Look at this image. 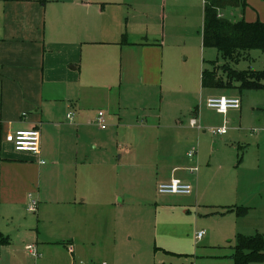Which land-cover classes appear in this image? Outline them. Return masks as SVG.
I'll list each match as a JSON object with an SVG mask.
<instances>
[{
    "label": "rangeland",
    "instance_id": "1",
    "mask_svg": "<svg viewBox=\"0 0 264 264\" xmlns=\"http://www.w3.org/2000/svg\"><path fill=\"white\" fill-rule=\"evenodd\" d=\"M191 11L177 9L173 25L181 27L192 19L193 26L201 21L203 26L204 6L202 11ZM196 31L190 38H169L175 47L171 48L174 63L184 72L176 70L172 80V65L165 60L163 87L136 83L131 93L126 94L125 89L113 95L115 107L111 109L115 111L107 110L98 100L96 112L106 111L114 117L107 119L108 130L95 123L97 115H90L73 135L81 159L93 164L85 167L88 174L95 173V163L116 165L113 202L117 205L109 208L105 221L108 234L100 238L97 263L234 264L231 256L238 236L264 237V89L241 91L238 85L203 89L204 69L211 68L213 62L222 67L226 61L217 49L203 47L201 24ZM230 65L238 71H264V53L249 51L238 64ZM181 73L184 79L179 77ZM222 97L239 99L241 109L230 110L226 116V135L213 136L204 131L222 126L224 117L210 109L207 101ZM119 101L123 103L121 109ZM193 118L204 131L190 127ZM179 122L182 128H178ZM3 144L0 166L2 155L10 152ZM193 147L198 153L190 158L188 152ZM1 174L0 168V197L4 187ZM175 180L191 186V193L160 191ZM79 185L74 184L78 192ZM85 207H73L76 211L72 212L81 217L84 227L90 222L94 225L89 206ZM240 208H250L248 215L240 218ZM33 217L37 218L26 205L12 209L0 201V224L10 240L0 249V264H49L46 252L36 261L26 251L41 236L37 232H42V237L51 234L48 223H40L43 231H36L37 219ZM201 231L206 235L197 242L195 236ZM77 261L91 264L81 257Z\"/></svg>",
    "mask_w": 264,
    "mask_h": 264
},
{
    "label": "crops",
    "instance_id": "2",
    "mask_svg": "<svg viewBox=\"0 0 264 264\" xmlns=\"http://www.w3.org/2000/svg\"><path fill=\"white\" fill-rule=\"evenodd\" d=\"M205 2L0 0V152L3 143L10 150L2 155L4 187L0 201L12 209L27 207L31 193L39 201L37 218L33 217L37 219L35 230L43 231L40 223H48L51 234L42 237V232H37L41 236L33 245L41 257L36 261L46 252L49 264H79L80 257L91 264H107L97 263L95 258L102 248L100 238L108 234L105 221L109 208L117 205L113 202L116 165L95 163V173L88 174L85 167L93 164L81 159L73 135L86 118L102 111L96 112L98 100L107 110L115 111L111 109L115 107L114 94H122L125 89L126 94L131 93L136 83L163 87L165 60L172 65V80L173 72H184L174 63L171 48L175 47L169 44V38H190L198 33L200 24L203 37V26L202 21L193 26L191 19L176 27L175 11H202ZM245 2L243 13L231 9L224 16L233 22L243 17L249 23H264V1ZM179 77L184 79V74ZM118 105L119 109L123 107L120 101ZM103 112L109 120L114 119ZM193 113L197 116L196 108ZM69 114H74L72 121ZM178 124L182 128V122ZM33 128L41 132L40 155L17 152L5 141L9 133ZM43 160L48 163L42 164ZM74 184H80L79 192ZM88 206L96 225L90 222L84 227L81 217L72 211H76L73 207ZM0 231L3 234L1 224Z\"/></svg>",
    "mask_w": 264,
    "mask_h": 264
},
{
    "label": "trees",
    "instance_id": "3",
    "mask_svg": "<svg viewBox=\"0 0 264 264\" xmlns=\"http://www.w3.org/2000/svg\"><path fill=\"white\" fill-rule=\"evenodd\" d=\"M264 1V0H263ZM247 4L245 0H206L204 4L203 47L215 48L226 61L222 67L217 62L202 72L204 89L238 88L242 90L264 89V71H238L230 65L238 64L245 54L252 50L264 53V23L246 22L243 17L237 21L224 16L227 10L241 9L243 13ZM220 72L222 74H220ZM224 75L226 79L224 78ZM250 208H240L238 216L248 215ZM10 244L9 238L0 231V247ZM234 264H264V237L238 236L237 245L231 256Z\"/></svg>",
    "mask_w": 264,
    "mask_h": 264
},
{
    "label": "built area",
    "instance_id": "4",
    "mask_svg": "<svg viewBox=\"0 0 264 264\" xmlns=\"http://www.w3.org/2000/svg\"><path fill=\"white\" fill-rule=\"evenodd\" d=\"M207 106L210 109L215 110L218 114L227 116L230 110H239L241 108V101L239 99H227L222 98H212L207 102ZM23 116H26L24 114ZM74 114H69L68 119L73 120ZM108 116L105 112L101 111L97 117V124L102 130L106 129ZM227 121L225 120L224 125L218 128L207 129L206 132H209L213 136H224L228 132ZM191 127L197 128L199 131L203 130V127L198 123L196 118H193L190 122ZM5 141L11 144L15 151L20 153H29L33 155H40L41 152V132L39 128H33L29 130H17L15 132L9 133L6 135ZM198 153V149L193 147L189 152L188 156L193 158ZM42 164H45L42 161ZM162 193H171V194H183L188 195L191 193V186L180 184L178 180L172 182L171 185L163 186L160 190ZM29 202L27 204V211L29 213L36 214L38 212L39 201L33 195V193L28 195ZM206 235V232L201 231L197 233L196 240L197 242L201 241ZM28 254L34 259H39L41 254L36 245H28L26 247ZM79 264H85L83 261Z\"/></svg>",
    "mask_w": 264,
    "mask_h": 264
}]
</instances>
